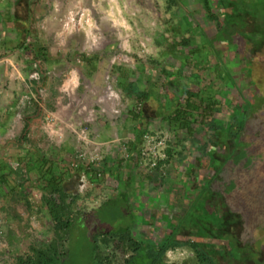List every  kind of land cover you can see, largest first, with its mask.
<instances>
[{
  "label": "rangeland",
  "instance_id": "1",
  "mask_svg": "<svg viewBox=\"0 0 264 264\" xmlns=\"http://www.w3.org/2000/svg\"><path fill=\"white\" fill-rule=\"evenodd\" d=\"M81 2L82 9H78L75 4L64 15V19L71 16L74 22L79 21L81 24L78 28L70 27L68 32L70 35L68 41L74 46L70 47L68 43L63 47V50L67 51L66 60L69 63L67 71L56 78L51 96L44 90L37 93L36 99L42 106L41 116L29 124V132L22 144L18 142L21 140V129L25 122L23 117L30 109H34L33 104L36 103L31 100L29 92L24 94L18 92L17 94L22 95L18 99L12 96L10 90L8 92L0 86V175L4 170L1 169V165L7 163L8 166L15 168L19 159L27 156L29 151L35 148L42 149L47 155L55 156L60 152L63 159L59 167L64 171L62 196L66 195L67 200L72 199L73 211L86 217L103 202H108L103 210L89 216L88 221L81 222L80 219L76 221L74 228L69 232L66 255L57 264H99L100 262L94 260L97 253L92 249L94 234L104 231L123 233L130 230L134 237L131 226L144 222L143 216L148 219L149 213L150 216L156 214L159 221L161 215L169 212L162 209L158 203L159 195L162 193L158 179L165 177L167 170L162 165L159 170L157 166L159 162L163 163L167 159L165 149L171 138L181 137L185 132L183 127L168 128L164 131L158 130L157 122L149 124L145 134L163 137L164 143L157 150L161 154L165 153V156L156 159L155 166L150 164L154 161L153 157L144 159L140 156V149L148 140L144 134L143 138L137 140L140 148L136 161L144 174L150 177L149 183L158 184V189L151 191L150 202L147 201L145 205L140 206L134 203L127 204L120 196L111 197L120 181L112 176L111 166L116 163L118 157H124L123 148H127L132 130V120L128 118L127 113L137 107L133 99H129L128 92H124L122 82L116 79V72L120 73L122 69L133 66L140 67V63H145L142 59L154 57L155 53L168 51L169 55L166 54L164 57L167 59L170 52L174 53L175 50V53H178L177 46L180 44L189 52L191 44H182L183 36L179 37L176 33L177 29L170 16L173 13L167 11L159 13L158 4H169L168 0ZM255 2L257 1L248 4L247 11H250L251 16L258 12L254 11L257 5ZM259 2L264 5V0ZM110 6L117 8L110 11ZM189 17L190 14H187L186 18ZM125 34L130 38L128 48L122 51L121 37ZM157 37L162 39L161 47H156L154 43ZM199 38L198 42H202L200 44H205V48L210 47V43H205V37L200 35ZM47 42L61 47L59 40L53 37ZM194 45L197 46V43ZM113 55L119 58L121 55L125 56L113 61ZM204 55H207L208 59L213 57V61L220 62L218 53ZM184 56L197 57L198 54ZM185 63L183 66L186 65L187 69L185 71L183 68L184 74L190 67ZM203 63L206 65L207 61L203 60ZM214 66L212 68L209 66L211 71L215 70ZM217 71L219 80H223L227 88L236 89L231 77H224L222 71ZM227 79L228 81H225ZM9 80L15 81V85L20 81L18 76L10 77ZM106 87L118 93L120 114L116 117L102 111V106H107L106 97H101L105 94ZM221 87L225 88L222 84ZM207 96L209 99L213 96L227 98L223 102L226 107L224 116L214 119V123L219 125L225 136V146L219 145L218 152L215 148L214 152L222 155L219 160H215L214 167L204 165L199 170L195 169L198 172L191 179L181 177L185 179L179 183L183 188L175 187V190L184 191V195H177L176 198L182 202V210L177 212L179 218H176V223L179 229L187 226L196 233L207 230L209 238L215 237L217 240L210 246L213 250L218 249L215 252V254L218 252L215 257L218 264H264V98L262 99L264 85L263 91L259 90L256 93L254 91L253 94L242 92L240 98L242 101L237 105L234 103L233 105L229 96L222 91ZM233 96H236V93H233ZM259 98L261 101L255 103L254 101ZM247 99L255 104L250 106ZM4 103L9 105L6 110L2 108ZM89 109H95L96 114L90 122L85 123ZM200 109L202 110V107ZM250 113L253 116L252 122H247ZM193 124L192 127L195 126V123ZM81 128H84L83 138L79 134ZM197 131H202L201 125ZM59 147L62 149L54 150ZM79 152L84 154L83 158L75 167H71V160L75 159ZM190 159L195 162L193 157ZM195 163L193 168H196ZM213 169L219 173L213 174ZM9 178L7 183L0 181V264H15L16 258L28 257L32 254L33 248H46L53 238L52 222L41 202L42 192L35 178L26 180L25 177L16 174ZM168 199L170 201L168 195L163 194L161 197L162 201ZM241 204L245 207H241ZM127 205L131 212L127 210ZM232 206H236L234 208L237 209ZM240 214L249 221L247 222L249 226L242 224L240 227L230 228L231 232L222 230L227 225L231 227L239 219ZM157 223L160 224H155L154 227L144 225L138 229V233L145 238H140L136 251L139 252V256H134L129 264H155V261L146 255V251L161 243L159 240L164 237L161 220ZM259 233L262 237L252 241L254 235ZM190 235V231H183L177 238L181 241L194 240ZM243 241L251 243L242 244ZM99 249L100 256H107L112 264H121L124 258L132 254L126 247L121 251L112 245L108 248L100 245ZM162 260L159 264H199L194 252L187 247L166 252Z\"/></svg>",
  "mask_w": 264,
  "mask_h": 264
},
{
  "label": "crops",
  "instance_id": "2",
  "mask_svg": "<svg viewBox=\"0 0 264 264\" xmlns=\"http://www.w3.org/2000/svg\"><path fill=\"white\" fill-rule=\"evenodd\" d=\"M81 1L82 0H0V86H3L2 88L6 91L10 90L12 96L18 99L22 97V95H19L20 93L17 94L18 92L22 94L29 92L28 94L31 100L36 103L33 104L34 109H30L23 117L28 123L25 137L29 132V124H31L32 121H37L41 116L40 108L42 106L40 101L36 99L37 93L44 90L48 93L47 95L51 96L55 88L54 83L56 78L58 75L67 71L69 63L66 60L67 51L63 50V47L64 44L69 43L68 38L70 35L68 32L70 28L69 26L63 25L64 15L67 14L75 4L78 9H82ZM201 1L202 0H173L169 4H158L159 13L166 11L173 13L170 16L177 29L176 33L179 34V37L183 36L182 44H191L189 45V48L191 47L189 52H186V48L184 46L182 47L180 44L177 46L178 53H175V50L174 53L173 51L170 52V56L167 59L164 57L166 54L169 55V53H167L168 51L160 54L155 53L154 57L142 59L145 63H140V67L133 66L131 68L122 69L120 73L116 72V79L122 82L124 92H128V95H130L128 96L129 99L132 98L135 105L138 104V102L135 98L134 91L146 92L148 97L142 102L141 106L146 110L148 118L146 121L141 122L139 126V121H134L127 113L128 118L132 120L131 137L129 138L126 148L129 153V158L123 159L122 157H118L116 163L111 166L112 176L120 180L111 195L112 198L120 196L127 204L134 203L140 206L145 205L147 201L150 202V199H152L151 191L158 189V184L149 183L150 177L144 174V171L141 170L140 165H138V161H136L140 148L137 140L147 132L149 124L152 122H157L158 130L163 129L166 131L168 128L174 129L173 125L168 121L171 117L169 114L173 112L172 109L176 105L174 102L175 100L173 101L174 97H177L174 91H178L181 87L195 89L194 91L203 93L202 97L204 99H208L209 97L207 95L210 93L215 94L222 91L225 95L229 96L231 103L236 105L242 101L240 99L242 92L253 94L254 91L255 93L259 90L263 91L264 13L262 11H264V5H261L259 0H208V7L212 14V16L209 17L210 15L208 16L205 14ZM252 1H257L255 2L257 5L254 11H258L253 16L250 15V11H247L248 4ZM115 8H117V6H110L109 10L113 11ZM187 14H190L189 19L186 18ZM200 35L205 37V43H210L209 48H205V44H200L202 42H198L200 41ZM51 37L59 40L61 47L49 44L47 41ZM160 39L161 38L157 37L154 40L156 47H161L162 39ZM195 43H197V46L194 45ZM68 46L71 47L74 46V44L69 43ZM216 47L218 49H216ZM69 50L70 49H68V51ZM195 53L198 54L197 57L184 56L185 54L193 55ZM207 53L216 55L218 53L220 62L213 61V57L208 59V56L204 55ZM163 59H165L164 62ZM203 60L207 61L206 65L203 63ZM185 62L189 63L187 64ZM184 63L190 66L185 74L183 73V68H185L186 71L187 67L186 65L183 66ZM209 66L211 68L214 66L215 70L211 71ZM230 66H232V68ZM217 70L222 71L224 77H231L236 89L227 88L225 82L219 80L220 76ZM15 76H18L20 80L17 85H15V81L9 80L10 77ZM31 77L33 79H31ZM180 79L181 82L179 83ZM225 81H228V79ZM221 84L225 88L221 87ZM171 86H176V90L173 88V90H171ZM233 93H236V96H233ZM263 98L264 97H262V99ZM211 99L216 102L214 109H216L217 112H215V114L213 113L211 116H203V112L200 109L202 106L200 102L195 99V104L200 107L199 110L201 111L197 110L193 113V117L188 118L191 121L189 128L187 130V128L184 127L185 132L182 133L183 135L181 137L176 136L171 138V141L165 149L167 159L163 161V163L159 162L157 166L159 170L161 169V165L162 167H166L167 170L165 172V177L158 179V182L161 183L160 188H162L158 203L161 205L162 209L169 212L172 211L173 213L170 214L166 212V215H161L159 221L161 220L163 223H161V225L164 226L163 231L165 233L163 239L159 241L163 242L157 245H155V243L154 245L158 247L164 244L168 237H171L173 241L178 243H184L186 241L194 242L207 253H211L212 259L218 264L219 262L215 261V257H217L218 254V252L217 254H215V252L218 251V249L213 250L212 246H210L214 245V241L217 240L215 237L209 238L208 235L210 234L207 230L202 233H196L187 226L179 229L176 223V218H179L177 212L179 213V211L182 210V202L176 198L177 195L183 196L184 191L180 189L175 190V187H182V185L179 184L181 180L191 179L192 176H195L198 172L195 169L199 170L204 165L211 168L214 167L215 160H219L220 155H222V153H216L218 152L219 145L225 146V136L222 130L218 132L217 128H215L214 131V128L211 126V118L215 119V117L224 116L226 107L223 105V102H225L227 98H214L213 96ZM259 101H261L260 98L254 102L259 103ZM254 102L249 100V105H254ZM2 108L6 110L9 108V105L4 103ZM251 113L249 114L247 122H252L253 116H251ZM193 123H195V126L198 128L201 125L202 131L198 132L197 127H192V125H194ZM178 129H180V127H178ZM216 135H218L217 138ZM18 143L22 144L23 142L21 143L20 140ZM215 148H217L216 152H214ZM61 149L62 148L59 147L54 150L57 151ZM40 151H42V149L38 148L29 151L28 155L24 158H20L18 163L23 162V160H28V158L33 155H39ZM58 154H60V152ZM45 155H47V153H45ZM191 157L194 158L197 164L190 159ZM18 163H16L17 167L15 168L8 166L7 163L1 165V169H4L2 172L8 173L7 176H9L8 170H11V176L14 175V172L23 166ZM194 163L196 168H193ZM213 170L214 174L216 170ZM183 173L186 175H183ZM183 176L185 179L181 178ZM31 177L35 178V176L32 175L28 176L26 180H29ZM163 194L164 196L168 195L170 201L169 199L162 201L161 197ZM165 206H169V208ZM240 206L244 207V204ZM234 207L236 206H232V208ZM207 209H209L208 206ZM127 210L131 212L128 205ZM143 217L145 218V220L143 219L144 222L142 221L141 224H134V226H131L134 230V236L137 239L145 238V236L138 233L140 227L144 225L154 227L155 224H160L157 223L159 221H157L158 217L156 214L150 216L149 213L150 218L148 219L145 216ZM245 221L246 219L241 217L240 214L239 219L233 223L231 227H228L227 230H222L231 232L230 228L240 227L242 224L249 226V223H247L249 221ZM171 222H174V224ZM183 231H190V236L194 237V240L181 241L178 239L177 237L180 236ZM260 234L261 233L256 236L251 234L255 237L252 241L261 238L262 235ZM232 236L234 239H237L234 235ZM240 240L242 241V239ZM237 241H239V239H237ZM243 243L246 244L251 242L243 241L242 244ZM242 244L240 246H242ZM180 247L187 246L180 245L176 248ZM171 250L173 249H169L167 252Z\"/></svg>",
  "mask_w": 264,
  "mask_h": 264
},
{
  "label": "trees",
  "instance_id": "3",
  "mask_svg": "<svg viewBox=\"0 0 264 264\" xmlns=\"http://www.w3.org/2000/svg\"><path fill=\"white\" fill-rule=\"evenodd\" d=\"M172 2L173 0H168ZM203 9L206 15L212 16L209 7L208 0H202ZM179 78V77H178ZM181 82V79L179 83ZM182 86V84H181ZM176 90V86L172 87L171 90ZM195 89L181 87L178 91H174L176 98L174 97L173 101L175 102V107L172 109L173 112L169 114L171 116L169 118V123L173 125V127H185L189 128L190 120L188 118L193 117V113L196 112L199 107H197L194 103V100L200 102L202 106L203 116H211L213 113L217 112L214 109L216 102L212 99H204L202 97L203 93H199L194 91ZM135 98L137 99L138 106L128 112V116L134 121H139V126L141 122L147 120L146 110L142 107V102L147 99V94L145 91H134ZM204 104V105H202ZM149 116V115H148ZM211 126L217 128L218 132H221L219 125L214 123V118H211ZM28 128L27 121L24 122L21 131V143L25 140V133ZM241 129V128H240ZM242 130V129H241ZM240 130V131H241ZM218 135H216V138ZM62 155V154H61ZM58 155H45L44 151H40L39 155H33L28 158V160H23V162L18 163L19 165H23L21 168L17 169L14 174L20 177L25 176H35V180L37 181L39 188L41 190V202L45 206L47 213L52 222V230H53V238L50 243L44 249H32V254L28 257H18L16 258L15 264H57L59 260L65 257L66 255V244L69 238V232L74 228L76 221L80 219V221H88L87 218L89 216L95 215L99 210H103L105 208L107 201L103 202L95 211H92L91 214L86 217H82L79 213H75L73 211L71 200L66 199V195L62 196L63 188L62 183L64 180V171H62L59 167L60 161H62V156ZM60 156V157H59ZM90 170V169H88ZM9 171V176H11L12 171ZM111 171V170H110ZM87 173L88 171L85 170ZM219 172L215 171V175ZM8 173L2 172L0 175V179L2 177V182L7 183L9 176ZM5 176V177H4ZM4 177V179H3ZM25 177L24 179H28ZM23 178H21L22 180ZM108 200V199H107ZM245 207V206H244ZM227 225L224 227L225 230L228 229ZM140 239H137L135 236L130 233V230H126L123 233H115L104 231L103 233H97L93 235L92 239V249L93 252L96 251V257L94 260L100 262L101 264H112L110 259L107 256H100L99 246L103 245L104 247L113 246L118 250H125L124 247L132 251V254L128 255L124 258L123 263L121 264H129V262L134 258V256H139L138 247H139ZM163 242V241H161ZM180 245H186L191 251L194 252L195 257L199 264H216L212 259L211 255L204 251L198 244L190 241H186L184 243H178L173 241L171 237H168L166 242L160 246H153L146 251V255L153 261L155 264H159L164 257L165 253L169 249H175ZM94 261V262H95ZM99 263V264H100Z\"/></svg>",
  "mask_w": 264,
  "mask_h": 264
},
{
  "label": "built area",
  "instance_id": "4",
  "mask_svg": "<svg viewBox=\"0 0 264 264\" xmlns=\"http://www.w3.org/2000/svg\"><path fill=\"white\" fill-rule=\"evenodd\" d=\"M63 25L69 26V28L70 27L78 28V26L81 24L79 21L74 22L73 18L71 16H69V17L67 16L64 19ZM129 38H130V36L128 34H125L124 37H121L122 43H121L120 48L122 51L126 50L128 48ZM124 56L125 55H121L120 58H124ZM116 58H117V60L120 59L117 55H113V61L116 60ZM125 60H126V58H125ZM72 73H74V71ZM77 84H78V82H77ZM109 93H110V96L108 97L107 95ZM101 97H106V99H107V106L106 107L102 106V111L110 114L111 116H115V117L118 116L120 114V102L118 101V99H119L118 93L116 91H114L113 89H111L110 87H106L105 94H103ZM138 105L139 104H137V106ZM94 114H96V110L95 109H89L87 120H84V122L85 123L90 122V120H92ZM84 128H86V127H84ZM84 128H81L79 131L81 138H83ZM144 137L147 138L148 140H147L146 144H144V146L141 147L140 156L143 157L144 159L148 158V157H153L154 161H152L150 164L155 166L157 163L156 159L163 158L165 156V153L161 154L157 150V148L164 143V139H163V137H160L157 135L156 136H148L147 134H145ZM153 142H155L154 145H153ZM123 151H124V157H122V158L128 159L129 158L128 151L125 148H123ZM83 156H84V154L79 152L76 155V158L71 160L70 166L75 167L79 163L80 159L83 158Z\"/></svg>",
  "mask_w": 264,
  "mask_h": 264
},
{
  "label": "bare ground",
  "instance_id": "5",
  "mask_svg": "<svg viewBox=\"0 0 264 264\" xmlns=\"http://www.w3.org/2000/svg\"><path fill=\"white\" fill-rule=\"evenodd\" d=\"M79 26H80V25H79ZM79 26H78V27H79ZM107 96L109 97V96H110V93H109Z\"/></svg>",
  "mask_w": 264,
  "mask_h": 264
}]
</instances>
